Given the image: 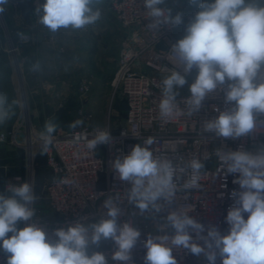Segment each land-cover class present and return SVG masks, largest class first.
<instances>
[{
	"label": "clouds",
	"instance_id": "obj_1",
	"mask_svg": "<svg viewBox=\"0 0 264 264\" xmlns=\"http://www.w3.org/2000/svg\"><path fill=\"white\" fill-rule=\"evenodd\" d=\"M167 0H143L150 22L147 27L159 32L164 25L183 23V13L172 14L171 7H162ZM8 0H0V6ZM102 0H45L37 11L39 22L55 33L61 28L74 30L94 25L101 19L96 5ZM199 10L185 26V35L170 47L176 57L174 66L157 85L161 89L159 118L168 121L182 115L198 113L207 97L223 93L229 108L214 111L217 116L206 119L204 131L216 137L237 139L254 133L257 117L264 115V0H188ZM4 11L0 7V13ZM39 62L33 65L38 70ZM183 69V74L177 69ZM196 75L188 84L187 77ZM188 84V96L180 108L179 89ZM0 94V125L15 114L13 105ZM83 125L80 119L70 129ZM59 125L54 118L45 121L38 134L40 154L47 153L54 143ZM2 139V138H0ZM80 136H74L79 144ZM112 134L97 127L91 138L84 136L83 147L94 152L99 145L109 144ZM154 138L136 144L130 153L111 162L118 180L127 182L126 198L143 215L154 216L175 202L181 189L200 188L204 162L199 158L173 163L166 155L152 150ZM217 172L232 174L234 184L225 223L226 234L217 226H205L183 207L169 209L164 218L166 231L149 234L142 242L145 264H178L174 250H187L207 264H264V147L256 152L239 147L236 150L217 148ZM78 156L79 153H76ZM187 177L180 184L182 177ZM19 180V178H17ZM68 182V181H61ZM8 195L0 193V251L6 264H109L103 251L89 252V246L100 247L102 240L113 241L110 259L116 264H133V250L141 232L132 220L118 223L122 217L119 195L103 201L106 211L95 222L74 221L67 228L53 230L49 238L47 225L37 222L34 204L38 196L31 182L6 184ZM222 195V194H221ZM247 214V218H245ZM20 222H28L18 228ZM206 232V235L204 234ZM11 233L9 236L8 234Z\"/></svg>",
	"mask_w": 264,
	"mask_h": 264
},
{
	"label": "built area",
	"instance_id": "obj_2",
	"mask_svg": "<svg viewBox=\"0 0 264 264\" xmlns=\"http://www.w3.org/2000/svg\"><path fill=\"white\" fill-rule=\"evenodd\" d=\"M106 2L117 22L130 32L127 41L124 42V50L116 70L122 103H126L127 109L123 110V121L119 123L108 122L103 126H95L90 123L89 117L84 115L80 119L83 121L81 127L57 130L53 145L44 154L50 176L36 193L38 200L34 204L35 219L41 224L45 222L49 238L55 240L52 235L54 229L67 228L77 220L85 223L95 222L106 211L102 208L103 201L110 196L119 195L118 203L122 209V217L118 219V223L132 220L134 226L141 232L133 250V264H145L146 249L142 242L149 234H164L166 231L164 218L169 209L183 207L198 219L206 230L210 226H217L221 234L227 233L225 217L228 208L233 204L230 193L233 189L238 190L239 186L233 183L235 177L232 174L224 177L222 172H217L219 161L214 151L217 148L236 150L243 147L245 150L256 152L264 147V115L257 117L254 133L244 137L222 138L207 133L203 125L206 119L218 115L214 108L224 110L231 106L225 104L223 93H217L204 100L203 107L198 113L191 116L185 114L168 121L161 120L158 108L161 89L157 85L168 74L165 69H171L177 59L172 56L170 47L179 40L175 38V33L180 25H164L156 32L147 27L150 20L143 0ZM193 17L194 15L190 14L187 18L191 21ZM9 38L11 41L10 36ZM17 41L28 44L31 41V34L21 32L17 35ZM160 42L164 43L166 50L157 48ZM12 51H17L13 43ZM177 70L183 74L182 67ZM195 75L196 71L193 70L187 77L188 84ZM188 84L179 89L180 96L177 97L180 108L185 112L183 98L189 94ZM81 90L87 92L88 85L84 83ZM29 121L28 116L23 114L12 129H0L2 138L0 148L6 143L12 144L23 147L29 157L38 156L40 154L38 134L34 129H30ZM97 127L109 130L112 141L99 145L94 152H88L83 147L84 136L91 138ZM77 135L81 138L79 144L74 143V136ZM149 137L154 138L152 145L154 154L166 155L174 164L192 158H199L205 164L200 188L179 190L175 202L155 216L149 212L141 215L138 209L128 203L125 190L130 185L118 180L111 168V162L117 156L129 154L134 145L143 144ZM186 178L182 177L178 182L182 184ZM22 182H31L35 185L34 177L24 178L22 175H10L6 184L16 185ZM27 223L21 222L19 228H23ZM204 234L206 235V232ZM113 246L110 239L102 240L99 248L90 245L89 252L103 251L109 258V264H116L110 259ZM173 255L177 258L178 264H207L206 260L196 258L187 250H174ZM0 264H6V255L3 251H0Z\"/></svg>",
	"mask_w": 264,
	"mask_h": 264
},
{
	"label": "rangeland",
	"instance_id": "obj_3",
	"mask_svg": "<svg viewBox=\"0 0 264 264\" xmlns=\"http://www.w3.org/2000/svg\"><path fill=\"white\" fill-rule=\"evenodd\" d=\"M32 1L33 28H25L13 0L0 6L4 8L0 13V94L6 95L10 103L15 101V114L0 129H12L23 114L28 116L30 129L37 134L50 118L58 123V129L70 128L72 122L84 115L95 126L122 122V97L116 70L129 30L117 22L106 0H102L95 6L101 11V19L94 25L79 30L61 28L53 33L39 22L37 8L45 0ZM162 6L171 7L173 15L183 13V23L175 33V38L181 39L190 22L187 17L195 15L198 5L189 4L188 0H167ZM24 31L31 34L28 44L17 41V35ZM12 43L17 48L15 52ZM37 62L40 67L34 71L33 65ZM84 83L89 87L87 92L81 90ZM5 145L15 155L7 158L0 154V179H3L0 193L8 195L5 185L13 171L22 173L24 178L34 177V191H40L42 181L49 177L44 154L36 155L31 163L23 147L4 144L1 148ZM16 158L21 160L17 162ZM5 165L9 166L8 172Z\"/></svg>",
	"mask_w": 264,
	"mask_h": 264
},
{
	"label": "water",
	"instance_id": "obj_4",
	"mask_svg": "<svg viewBox=\"0 0 264 264\" xmlns=\"http://www.w3.org/2000/svg\"><path fill=\"white\" fill-rule=\"evenodd\" d=\"M13 1L16 3L20 11L21 17L24 21L25 28H33L35 24L33 20V14H32L35 8L33 1L32 0H13ZM157 48L161 50H166V46L162 42L157 44ZM126 109H127V105L125 102H123L121 106V110H126ZM8 235L10 236L11 233H9Z\"/></svg>",
	"mask_w": 264,
	"mask_h": 264
},
{
	"label": "crops",
	"instance_id": "obj_5",
	"mask_svg": "<svg viewBox=\"0 0 264 264\" xmlns=\"http://www.w3.org/2000/svg\"><path fill=\"white\" fill-rule=\"evenodd\" d=\"M109 9H110V8H109ZM46 86H47V88L50 89V88H51V87H50V82H49V83L47 82V85H46ZM52 90H53V88H52ZM49 91H50V90H49ZM6 144H7V143H6ZM5 146H6V147L0 148V154H1V155L4 154L3 156H4V157H7V158H10V157L14 158V155H15V154H13V153L10 154V153H11L10 150L7 149V146H8V145H5ZM8 147H9V146H8ZM4 148H5L6 150H5ZM19 160H21V159H20V158H16V159H15V161H17V162H19ZM46 165H47V164H46ZM3 167H4L5 171L8 172L9 166H8V165H5V166H3ZM47 167H48V166H47ZM48 169H49V167H48ZM12 173H13V174H10V175H21V174H22V173H20V172H18V171H17V172L13 171ZM14 173H15V174H14ZM49 176H50V169H49ZM48 179H49V177H48L47 179H45L44 181L41 180V181H42L41 186H42V184H43L45 181H47ZM2 181H3V179L1 178V179H0V182H2ZM1 186H2V185H1ZM0 190H1V189H0ZM20 224H21V222L18 224V226H17L18 228L20 227Z\"/></svg>",
	"mask_w": 264,
	"mask_h": 264
},
{
	"label": "bare ground",
	"instance_id": "obj_6",
	"mask_svg": "<svg viewBox=\"0 0 264 264\" xmlns=\"http://www.w3.org/2000/svg\"><path fill=\"white\" fill-rule=\"evenodd\" d=\"M30 161H31V163H33V161H34V155H31L30 156Z\"/></svg>",
	"mask_w": 264,
	"mask_h": 264
},
{
	"label": "trees",
	"instance_id": "obj_7",
	"mask_svg": "<svg viewBox=\"0 0 264 264\" xmlns=\"http://www.w3.org/2000/svg\"><path fill=\"white\" fill-rule=\"evenodd\" d=\"M198 3H199V0H198ZM198 5V4H197ZM122 113H123V111H122Z\"/></svg>",
	"mask_w": 264,
	"mask_h": 264
}]
</instances>
